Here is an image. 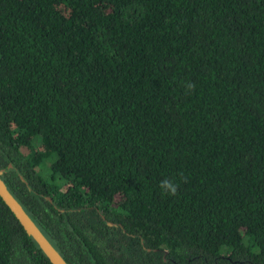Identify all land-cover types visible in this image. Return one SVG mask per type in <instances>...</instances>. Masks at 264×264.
<instances>
[{
    "label": "trees",
    "instance_id": "obj_1",
    "mask_svg": "<svg viewBox=\"0 0 264 264\" xmlns=\"http://www.w3.org/2000/svg\"><path fill=\"white\" fill-rule=\"evenodd\" d=\"M0 169L67 264H264V0H0Z\"/></svg>",
    "mask_w": 264,
    "mask_h": 264
},
{
    "label": "water",
    "instance_id": "obj_2",
    "mask_svg": "<svg viewBox=\"0 0 264 264\" xmlns=\"http://www.w3.org/2000/svg\"><path fill=\"white\" fill-rule=\"evenodd\" d=\"M1 173V169H0ZM0 198L12 211L23 229L36 241L42 252L46 255L51 264H67L59 252L49 242L41 232L35 222L23 209L21 204L16 200L12 193L6 187L3 179L0 177Z\"/></svg>",
    "mask_w": 264,
    "mask_h": 264
},
{
    "label": "clouds",
    "instance_id": "obj_3",
    "mask_svg": "<svg viewBox=\"0 0 264 264\" xmlns=\"http://www.w3.org/2000/svg\"><path fill=\"white\" fill-rule=\"evenodd\" d=\"M188 87L191 89L193 85L189 84ZM160 188L170 195H175L177 192V186L169 180L161 181Z\"/></svg>",
    "mask_w": 264,
    "mask_h": 264
}]
</instances>
